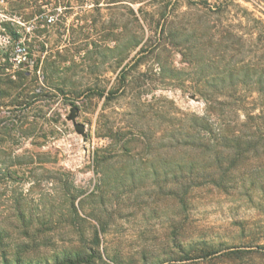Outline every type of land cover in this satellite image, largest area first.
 Instances as JSON below:
<instances>
[{"label": "rangeland", "instance_id": "rangeland-1", "mask_svg": "<svg viewBox=\"0 0 264 264\" xmlns=\"http://www.w3.org/2000/svg\"><path fill=\"white\" fill-rule=\"evenodd\" d=\"M222 1L264 22V0H0V264H180L198 239L264 247V179L184 204L170 180L176 114L205 103L176 87L185 64L168 33ZM39 4L61 5L42 35ZM155 42L167 72L150 54L136 63Z\"/></svg>", "mask_w": 264, "mask_h": 264}, {"label": "trees", "instance_id": "trees-1", "mask_svg": "<svg viewBox=\"0 0 264 264\" xmlns=\"http://www.w3.org/2000/svg\"><path fill=\"white\" fill-rule=\"evenodd\" d=\"M229 3L208 5L207 13L195 14L193 25L184 13L176 22V33H168V38H176L172 47L185 64L176 68V87L185 88L205 103L202 115L176 114V138H172L176 170L170 180L181 204L197 188L213 187L228 195L237 187L247 183L253 187L264 179L260 174H264V22L240 5ZM45 5H37L32 13L38 35L50 27V17L58 19L61 6L46 10L42 8ZM231 7L240 13L234 25L226 22ZM132 22H137L134 15ZM136 38L134 35L129 42L132 47L138 45ZM165 51L161 42L143 46L136 54V63L150 54L161 64L162 73L167 72L161 57ZM133 79L125 83L123 75L120 85L129 88ZM178 250L180 264H264V247L256 245L219 250L198 239L188 253Z\"/></svg>", "mask_w": 264, "mask_h": 264}, {"label": "water", "instance_id": "water-1", "mask_svg": "<svg viewBox=\"0 0 264 264\" xmlns=\"http://www.w3.org/2000/svg\"><path fill=\"white\" fill-rule=\"evenodd\" d=\"M78 108L74 107L71 112L70 115L68 117V120L71 122L73 128L75 129V131L82 135L83 137L86 136L85 134V126L82 123H78L76 122V118H77V114H78Z\"/></svg>", "mask_w": 264, "mask_h": 264}]
</instances>
